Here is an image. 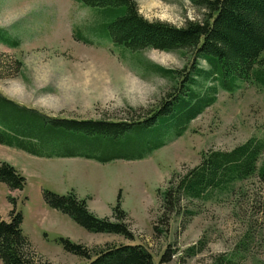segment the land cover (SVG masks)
<instances>
[{
    "label": "rangeland",
    "instance_id": "obj_1",
    "mask_svg": "<svg viewBox=\"0 0 264 264\" xmlns=\"http://www.w3.org/2000/svg\"><path fill=\"white\" fill-rule=\"evenodd\" d=\"M135 1L147 20L177 27L206 16L204 6L193 0ZM98 20L97 9L80 0H0L1 34L18 41L13 46L0 39V94L48 119L147 118L177 81L159 68L188 69L192 54L131 51L95 36ZM201 82L195 89L205 94L212 83ZM215 97L185 126L177 121V129L154 139L160 147L142 159L50 156L38 147L37 128L23 132L0 119L1 130L19 132L34 144L0 143V161L26 177L22 190L0 181V213L7 220L14 208L22 213L24 232L49 264L89 262L67 251L60 236L94 250L143 244L156 264H264V183L256 174L201 198L184 196L178 213L161 218L162 194L203 158L253 138L264 141V87L240 82L227 91L217 85ZM45 192H73L99 217L111 216L120 200L134 239L86 230L50 207ZM166 254L169 259L162 261Z\"/></svg>",
    "mask_w": 264,
    "mask_h": 264
},
{
    "label": "trees",
    "instance_id": "obj_2",
    "mask_svg": "<svg viewBox=\"0 0 264 264\" xmlns=\"http://www.w3.org/2000/svg\"><path fill=\"white\" fill-rule=\"evenodd\" d=\"M80 1L97 9L100 22L95 26L99 31L95 36L110 38L131 51L185 50L192 54V60L188 69L160 67L163 74L177 80L174 90L147 118L132 116L131 121L48 119L0 94V119L23 132L37 128L38 147L50 156L83 157L99 162L122 155L129 160L142 159L160 147L157 138L177 129V121L185 126L210 106L216 99L217 85L227 91L235 90L240 82H254L264 87V0H193L204 6L206 16L188 21L182 27L147 20L139 13L135 0ZM1 31L2 41L18 45V41H11ZM3 32L6 33L4 29ZM207 80L212 84L205 94L195 89ZM25 138L19 132L0 129V143L34 145ZM254 174L264 183L263 140L253 138L229 152H212L203 158L200 166L182 175L177 186L170 185L165 190L161 218L178 213L184 196L201 198L211 189L230 188L235 181ZM0 181L11 190H22L26 177L11 164L0 161ZM44 195L50 207L68 214L90 232L134 239L120 200L111 216L99 217L89 210L85 199L73 192H45ZM8 216V220L4 219L0 213L2 263L49 264L38 256L24 232L22 213L14 208ZM58 241L67 251L89 258L88 264H156L153 253L143 244H107L94 250L62 236ZM168 259L166 254L162 261Z\"/></svg>",
    "mask_w": 264,
    "mask_h": 264
}]
</instances>
